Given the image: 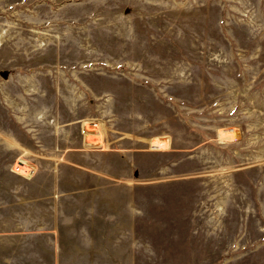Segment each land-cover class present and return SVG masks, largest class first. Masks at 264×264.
I'll return each mask as SVG.
<instances>
[{
  "label": "rangeland",
  "instance_id": "1",
  "mask_svg": "<svg viewBox=\"0 0 264 264\" xmlns=\"http://www.w3.org/2000/svg\"><path fill=\"white\" fill-rule=\"evenodd\" d=\"M0 264H264V0H0Z\"/></svg>",
  "mask_w": 264,
  "mask_h": 264
}]
</instances>
